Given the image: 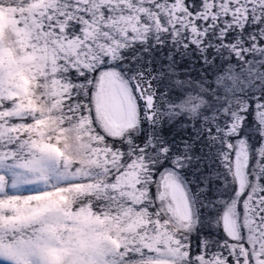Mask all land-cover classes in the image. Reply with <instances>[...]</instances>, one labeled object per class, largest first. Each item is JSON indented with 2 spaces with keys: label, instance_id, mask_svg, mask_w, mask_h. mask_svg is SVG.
<instances>
[{
  "label": "snow or ice",
  "instance_id": "6c2138e0",
  "mask_svg": "<svg viewBox=\"0 0 264 264\" xmlns=\"http://www.w3.org/2000/svg\"><path fill=\"white\" fill-rule=\"evenodd\" d=\"M0 264H264V0H0Z\"/></svg>",
  "mask_w": 264,
  "mask_h": 264
}]
</instances>
